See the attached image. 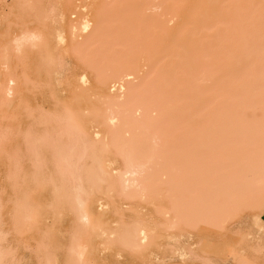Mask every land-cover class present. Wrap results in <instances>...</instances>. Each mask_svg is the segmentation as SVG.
<instances>
[{"label": "bare ground", "instance_id": "6f19581e", "mask_svg": "<svg viewBox=\"0 0 264 264\" xmlns=\"http://www.w3.org/2000/svg\"><path fill=\"white\" fill-rule=\"evenodd\" d=\"M88 1L0 0V120L7 118L5 115L8 114V109L11 121L9 118L6 120L11 125L16 120V126L18 125L21 118L17 123L18 113L13 116L12 112L20 107L27 92L33 89L29 88L35 82L29 78L30 71H34L33 68L40 64L41 67L45 65V68H37V76L43 75V71L49 77L48 72L45 73L47 68L50 72L49 79L55 81L53 84L51 80L52 84L48 83V87H53L56 83L57 88L61 83L64 82L65 85L68 82L66 85L72 88V95L77 94L76 101L83 95L85 98L87 95L88 101L96 97V102L87 104L84 109L67 100L65 104L61 101L63 105L60 108L54 103L59 108L58 112L54 113L55 108L52 109V114L49 113L52 117L58 114L56 120L61 127H56L54 123L57 122H52L51 119L56 127V131L50 128L51 133L38 134L37 130L35 133L31 131V126L28 127L31 132L12 126L6 128L10 126V122L6 124L8 121H5L6 125L1 123L0 168L4 167L5 170L2 169L5 173L0 177L3 182L0 183V264H24L20 252L24 250L22 254L26 255L31 249L28 243L27 246L23 245V240L26 235L35 231L39 239L36 243L33 236L36 248L31 246L34 249L31 253L35 255L37 264H60L62 261L58 262V252L61 248L65 252L61 264H109L113 260L116 263L119 260L116 256L120 257L121 252L149 259L148 264H216V256L221 257L225 264H264V65L261 64L264 62V37L253 42L254 34L251 33L257 25L264 22V13L242 12L250 8L255 0H230L229 5L235 8V17L228 16V19L227 16H216L209 19L205 29L209 34L205 37L204 48L198 59L205 62V65L216 64L211 68L207 64L209 67L206 68L211 70L203 67L205 71H210L209 75L206 72V77H215L213 82L216 88L212 86L215 88L213 92L226 90L230 92V97L225 98V101L222 98L221 107L218 106L217 109L220 97L216 98L215 95V101L218 102L215 105L213 101L216 108L214 111L212 106L211 111H203L204 108L199 112L191 110L187 125L194 120V126L191 124L190 128L188 125L186 130L182 128L185 131H178L180 136L174 137L166 132V128L163 129L162 123L169 117H166L167 112L182 100L176 95L177 92L175 94L174 88L179 85L186 88V91L189 87L196 91V85H188L199 80V76L206 75L202 72L203 68L201 70L197 67H202L201 62L197 66V62L187 63L182 54H186L189 48H183L173 54L175 56L170 61H166L169 64L180 61L176 64V69L169 77L167 74V78L165 76L159 79L166 66L162 60L158 61V57L169 48H162L161 45L171 36V31L162 25L161 20L164 21L163 24L167 20L169 23L176 20L184 22L182 13L174 12L176 4L165 6L166 0H146L147 4L155 2L148 7L150 11H161L158 15L160 20L157 18L158 21L152 24L150 21V25L146 22V27L145 22L142 23V31L137 28L138 34L144 33L142 38L138 35L140 42L139 39L137 42L143 43L144 40L143 44L147 46L145 49L139 46L142 50H136V53H142L136 68V58L133 61L131 55L137 31L131 27L133 24L125 22L127 20L121 22L120 10L114 6L117 1L94 0L98 4L93 7ZM187 1L198 4L203 0H184L182 4ZM140 24L139 22L138 25ZM14 26L19 28V32L12 35L16 31L11 33ZM116 27L120 28V35H117L122 36L120 40H128L127 46H124L125 54L117 52L115 49L118 46H114V49L112 41L108 39L115 36ZM212 32L219 39L220 53L216 57L211 56ZM179 35H186L185 28L179 31ZM188 36L192 37L194 33ZM234 37L235 42L232 43L230 38ZM217 38L215 40L218 42ZM227 44H241V52L225 53ZM109 51L113 53V57H110ZM261 57L263 61L260 60ZM32 58L37 59L40 64L37 62L32 67ZM77 59L82 62L85 71L83 74H77L81 70L78 66L81 62L78 63ZM108 67L114 71L104 72ZM87 70L94 73L93 83L87 76ZM40 78L39 82L42 80ZM55 87L53 88L56 89ZM34 88L37 90L39 87L36 85ZM41 88L44 90L45 87ZM53 88L50 93L57 98L52 94L50 97L52 96V101L54 98L56 101L63 92L58 97V90L57 95ZM192 89L188 90L190 94ZM33 92L34 95L37 94L32 91V95ZM225 95L222 94V97ZM16 105L14 109L13 106ZM57 105L60 106L59 100ZM29 107L28 110L35 109L31 105ZM26 111L27 108L25 114ZM48 111L50 109H47V113ZM22 113L24 114L23 111ZM27 113L31 119L34 118V112ZM41 113L45 115L46 111ZM41 116L40 121L44 118L45 126L39 118H35L36 121L33 119V124L38 120V127L41 126L42 129V126H47V117ZM85 116L92 122L91 127H88L90 123H87ZM13 117L17 119L14 120ZM201 117L204 119L203 122L200 120L203 126L197 122ZM27 123L32 125V122ZM7 129L13 131L11 133L14 137H10ZM53 131L55 132L52 133ZM204 145L212 146V177L206 175L209 180L212 179V188L207 185L203 199L191 196L186 198L192 182L197 184L200 180L203 163L196 150ZM46 171L52 174L50 178H47L50 173L48 175ZM23 180L28 184L26 187H33V190L36 187L47 188L50 200L45 204L46 199L43 197L41 202L42 205L44 202V206L30 202L34 200V195L28 198L29 196L25 197L27 194H22ZM204 183L197 185H203L204 188ZM7 188L13 194L9 198H13L12 200L7 199ZM40 198L42 196L39 195L38 200L36 199L38 203ZM4 199L8 200L7 206ZM9 205L11 207L6 211ZM245 211H249L253 228H249V232H236L235 228H240L243 224L232 227L230 223ZM5 212L9 214L8 230H5ZM66 216L72 217V225L69 226V231L66 230L67 234L65 229L62 230L64 234H61H66L67 239L65 243L63 239V244L61 242L57 246V235L60 232L56 235L54 223L62 222ZM47 217V222L55 220L50 224L55 228L49 229V224L45 226ZM110 219L112 225L109 224ZM8 231L15 235L11 236ZM185 233L188 235H184ZM10 236L12 242H18V249L21 246L27 247L26 250L24 247L18 250L20 259L15 245L11 243L12 247L8 244ZM184 237H187L186 241L182 240ZM198 237L201 239L198 240ZM54 242H57V254V250L53 251ZM160 250L169 253L167 259L158 257L156 251ZM63 251H60L62 255ZM111 251L117 255L112 260L108 256L111 262L107 263L105 261L108 259L104 254ZM211 254L212 262L209 259ZM24 258L27 260V257ZM28 262L31 264L30 260Z\"/></svg>", "mask_w": 264, "mask_h": 264}, {"label": "rangeland", "instance_id": "374dc122", "mask_svg": "<svg viewBox=\"0 0 264 264\" xmlns=\"http://www.w3.org/2000/svg\"><path fill=\"white\" fill-rule=\"evenodd\" d=\"M7 2H8V0H6ZM91 1V2H90ZM103 1V0H102ZM105 1V0H104ZM107 1V0H106ZM117 1V2H116ZM89 3L88 4H93V5H91L92 7L93 6H95V5H97L98 3L97 2H100V0H98L96 3L94 2V0H89L88 1ZM115 2H116V5H114V6H117L116 8H117V10H120L119 11V13H120V15L121 16H119V17H121L120 18V20H121V22L122 21H124V20H127V21H125L126 23H130L129 25H132L131 27L133 28V30H135V32L137 31V33L135 34V38L133 39V41H136V43H135V45H136V47L137 48H135V45H134V49H133V55H131L132 57V60L134 61V58H136L135 59V64L134 65H136V68L138 67V65L136 64L139 60H140V58H141V56H142V53H140V52H138V53H136L139 49H141V47H139V46H142V48L144 47V49H145V47L147 46V45H145L144 46V40H143V43H139L140 42V39H139V37L141 36V38H142V36H143V34H141V32H140V34H138V32L140 31V29H141V31L143 30V27H144V22H145V27H146V22L148 23V25H150L149 24V22L152 24V22L153 23H155L156 21H158V20H160L159 18H158V15L161 13V11L159 10H151V11H154V12H151L150 11V9H149V7H150V5L152 4V3H155V2H150V3H148L147 4V2H146V0H115ZM114 2V3H115ZM144 2H146L145 4H144ZM184 2V0H166V2H165V6L166 5H170V7L172 6V4H178V6H176L175 5V7H174V5H173V9H174V12H177V13H182V15H183V18H184V22L183 21H179V20H176V21H174L173 23H169V21L167 20L164 24H163V22L164 21H162L161 20V22H162V25H165L166 27H168V29L171 31V36H170V38L168 39V41H166L165 43H163L162 45H161V47L162 48H164V47H169V48H167V49H165L163 52H162V54L158 57V61H163V63L165 64V68H164V70H163V73H162V75L161 74H159V75H161V77L159 76V79L161 78V79H163L167 74H168V77H169V75L171 74V72H173L175 69H176V64H178L180 61H178V60H176L174 63H172V64H169V63H166V61L168 60V61H170L169 59H171V57L173 56V54H175V53H177L179 50H181V49H183V48H189V51L186 53V54H182L184 57H185V59H186V61H188L187 63H189V62H197L196 63V66L197 65H200V63L198 64V62H201V64H202V67L200 66H197L198 68H203V67H205L206 68V66H208L209 65V63H207L206 65L205 64H203V63H205V62H203L201 59H198V56L201 54V52H202V50H203V48H204V40H205V37L209 34L208 33V31L207 30H205L206 29V27L208 26V24H209V19H212L213 17H216V16H233L234 14H235V8H233L232 6H230L229 5V2H230V0H203V1H201L200 3H196L195 1H187L186 2V4H182ZM5 4H6V2H4ZM103 3V2H102ZM113 3V4H114ZM95 4V5H94ZM149 6V7H148ZM170 7H168L169 9H170ZM115 8V7H114ZM119 8V9H118ZM112 9V8H111ZM172 8H171V10H173ZM1 10L2 9H0V12H1ZM113 10V9H112ZM156 11V12H155ZM157 12H158V14H157ZM242 12L243 13H246V14H252V13H261V12H263L264 13V0H255L254 1V4L252 5V6H250V8H247V9H244V11L242 10ZM149 16L151 17V18H149ZM144 17V18H143ZM224 17V19H227V18H225ZM229 17H228V19H229ZM233 17H235V16H233ZM232 17V18H233ZM139 18H140V20H139ZM158 18V20H156ZM146 19V20H145ZM147 19H149V21L147 20ZM170 19V18H169ZM137 20H139V21H137ZM139 22L143 25L142 26V28H140V26H141V24L140 25H138L139 24ZM161 22L159 21V23H160V26H161ZM185 22H188V24H191L190 26L189 25H187ZM136 23H137V25H136ZM186 24V25H185ZM14 28H15V26H14ZM17 28V27H16ZM11 29V33H12V31L13 30H16L15 31V33L13 32L12 33V35H15L16 33H18L19 32V28L18 29ZM119 28V27H118ZM118 28L116 27V32L114 33L115 34V36L113 35L111 38H108V39H110L111 41H112V46L114 47V46H118V47H122V49H121V47L119 48V50H118V47H116V49H115V47H114V49L118 52V51H120L121 53H123V54H125L126 52V50L124 49L125 47L124 46H127V41L128 40H120V39H122V36H117V35H120V31L118 30ZM137 28L139 29V31L137 30ZM183 28H185V30H186V35L185 36H181V35H179V31L181 30V29H183ZM120 29V28H119ZM145 29V28H144ZM2 32V28L0 29V33ZM144 32V31H143ZM118 33V34H117ZM190 33H194V36H192V37H190V36H188V34H190ZM252 34H254V37H253V42H256V41H258L259 39H261L262 37H264V22H262L261 24H259V25H257L253 30H252V32H251ZM138 35H140V36H138ZM211 35H212V52H211V56L212 57H216V56H218L219 55V53H220V50H219V48H218V43H219V39L216 37V35H215V33L214 32H212L211 33ZM138 36V37H137ZM229 36V35H228ZM114 37L116 38V39H114ZM137 37V38H136ZM232 37V36H231ZM117 38H119V39H117ZM215 38H217L218 39V42L215 40ZM139 39V42H137V40ZM234 39H235V37L232 39V38H230V40L232 41V43H234L235 41H234ZM110 40H108V41H110ZM107 41V42H108ZM116 41V42H115ZM118 41H120L119 43H118ZM124 42V43H123ZM126 42V43H125ZM160 42V41H159ZM108 43H110V42H108ZM231 43V42H230ZM69 44H70V41H69ZM118 44V45H117ZM124 44V45H123ZM140 44V45H139ZM160 44V43H159ZM240 45L241 44H227V48L225 47V53H229V52H231L232 54H238V53H240L241 52V48H240ZM149 46V45H148ZM150 47H152L151 45H150ZM124 49V50H123ZM150 49V48H149ZM148 48H147V50H149ZM137 50V51H136ZM142 50V49H141ZM122 51H124V52H122ZM131 51L129 52V53H131ZM109 54H110V57H113V56H111V55H113V53L112 52H110L109 51ZM136 54H138V56L136 57ZM139 54H140V57H139ZM135 56V57H134ZM175 56V55H174ZM173 56V57H174ZM38 57V56H37ZM36 57V58H37ZM39 57H40V59H41V55H39ZM39 57H38V59H39ZM123 57V56H122ZM121 57V58H122ZM124 57H125V55H124ZM139 57V58H138ZM74 58V57H73ZM33 60L31 61L32 62V65L33 64H35V63H37V62H39L37 59L35 60L34 58H32ZM138 59V60H137ZM175 59V58H174ZM217 59V58H216ZM260 59V58H259ZM263 59H264V57H263ZM78 60V59H77ZM77 60H75V61H77ZM261 61H263L262 60V57H261V59H260ZM41 62H42V60H40ZM75 61H74V63H75ZM79 61L80 60H78V63H79ZM212 61H214V60H212ZM257 61V60H256ZM81 62V61H80ZM142 62H143V60H142ZM215 63H217V62H215ZM256 63H258V61L256 62ZM256 63H255V65H256ZM39 64H40V62H39ZM82 64V62L81 63H79L78 64V66H79V68L81 69H79L78 68V70H80V72L79 71H77V74L78 73H84L85 71H84V69H83V66L81 65ZM213 64V63H212ZM261 64L262 65H264V62H261ZM37 65V64H36ZM142 65V64H141ZM203 65H205V66H203ZM210 65H211V63H210ZM209 65V66H210ZM254 65V66H255ZM42 65L40 64V65H38L37 66V68H39V67H41ZM208 66V67H209ZM212 66H216V64H213ZM212 66H210V68L212 67ZM32 67H34V65L32 66ZM43 67L45 68V65H43ZM43 67H41L40 69H44ZM132 67V66H131ZM156 67V66H155ZM37 68H33V70L34 71H32V69H31V71H30V79L33 81V80H35V82H36V85H38V87L39 88H37V90H35L36 88H34V87H36V85H33V84H35V82L32 84H30L29 85V88L31 87H33V89H30L28 92H29V94H28V92H27V94H26V99L28 98V100L26 101V99H24L25 101L24 102H28V104L27 105H25V103L23 102L21 105H20V107L18 108L19 110H20V112H17V111H19L16 107H17V105L16 106H13V108L15 109V112L13 111H11L12 112V114H13V116H15V113H18V114H16V115H18V116H16V117H18V119L17 118H14V120L15 119H17V123H18V121H19V119H20V121H19V123H18V127L16 126V120L15 121H13V124L11 125V118L10 117H8V114L10 113L9 111H8V109H7V112H8V114H7V112H6V114L7 115H5V116H7V118H9L10 119V121H8V120H6L5 118H4V120H0V126L2 127L3 125L1 124L2 122H3V124H5L7 121V123L6 124H8L9 122H10V126H8V127H6V128H9V127H14V128H18L19 130H21V131H23V130H25L26 132H28V130H29V128H30V126L32 127V129L33 130H31V131H33V132H35V133H37V131H38V134H39V132L42 134V133H51V131L54 129L55 131H56V127H61V126H58L59 124H58V121L56 120L57 119V116H58V114H56L55 116H54V114H53V116L54 117H52V112L51 111H53L55 108V111H54V113L61 107V105H63V104H65V103H67V101L68 102H70L71 104H73L74 106H76V107H78V108H85L86 106H87V104H93V103H95L96 102V97H95V99L93 98L92 100H87V95H86V98H85V95H83L82 96V98L80 99V97L79 96H76L78 99H80L79 101L77 100L76 101V99H75V95H77V94H73L72 95V92H70L71 90H72V88H69L70 87V85L68 86V85H66V83L68 84V82H66L65 83V85L67 86V88H65L66 86L63 84V83H61L60 85H59V87H55V85H56V83H55V85L53 86V87H55L56 89H54L53 87H52V85H50L51 87H48V83H50V81L51 80H53V79H49L50 78V72H49V70L46 68V70H45V73H47L48 72V75H49V77L47 76V74L45 75L44 74V72L42 73L41 71H39V72H41V74H43V75H39V77H41L40 78V82H39V80H38V76H37V71H36V69ZM203 68L204 70H202V72L204 71L205 72V74H206V72L207 71H205L206 69H208V70H211L210 68ZM39 69V70H40ZM108 69H110V67H108V68H106V70L104 69V72L106 71L107 73L108 72H111L112 70L110 69V71L108 70ZM132 69H134V66L132 67ZM139 69V68H138ZM253 69H256L257 70V68H253ZM48 70V71H47ZM83 70V71H82ZM90 70V69H89ZM89 70H87V76H88V78L92 81V83H93V75H94V73H92V71H89ZM89 71V72H88ZM114 71V70H113ZM200 71V70H199ZM212 71H214V69L212 68ZM32 72H35L34 74L32 73ZM38 72V73H39ZM201 72V71H200ZM201 72V73H202ZM210 71H208L207 72V74L209 73ZM91 73V74H90ZM213 73V72H212ZM93 74V75H92ZM207 74L206 75H201L202 77L204 76V78H202L201 76H199L198 78H200L199 80H197V81H194L193 83H190L188 86H195L196 85V91H193V89L191 88V87H189V89H188V87H187V89L188 90H190V89H192V92H191V94H190V91H186L185 89L186 88H184L183 86H179V85H176V87L174 88V91H175V94H176V92L178 93V94H176V95H178V97L180 98V102H179V100H178V102L180 103L179 105H177L176 107H175V105H174V108H173V110H170V112H167L168 114L166 115V117L167 116H169L168 117V119L166 118V120H167V123H166V120L164 121L165 122V125H164V122L162 121V123H163V129L164 128H166V132H169V135L171 136V134L174 136V137H179L180 136V133L178 132V131H180L181 132V130H184L185 129V127H187L188 125H189V127L191 128L192 127V125L194 126V124L195 123H193L192 124V122H194V120H192V122H190V124L188 123V125H187V122L189 121V113H190V111L191 110H195L196 112H199L200 110H202L203 108V111H207V110H209V111H211L212 110V108H211V106L212 107H214L215 108V105H216V103L218 102V100H216L215 101V99L216 98H218V96L220 97L219 98V100H220V102L216 105V107H217V109L219 108V107H221V100H223L224 99V101H225V98H229L230 97V92L229 91H226V90H224V92L222 91V92H218V93H215V92H213V90L216 88V84L214 83L215 81V77H209V78H207L208 76H207ZM210 74V73H209ZM208 74V75H209ZM79 75V74H78ZM92 75V76H91ZM33 76H35V77H33ZM46 76V77H45ZM207 76V77H206ZM244 76V75H243ZM45 77V78H44ZM51 77L53 78L54 76L53 75H51ZM155 77V76H154ZM156 77H157V75H156ZM166 78H167V76H166ZM202 78V79H201ZM214 81V82H213ZM39 82V83H38ZM44 82H45V84H44ZM52 82V81H51ZM54 80H53V84H54ZM152 82H154L155 83V81H152ZM40 83H42V84H40ZM50 84H52V83H50ZM63 84V85H62ZM31 85H33V86H31ZM39 85H41V87H45L44 88V90H42V88L39 86ZM57 85H58V83H57ZM62 85V86H61ZM61 86V87H60ZM197 86H198V88H197ZM215 86V88H213V87ZM48 87V88H47ZM41 88V89H40ZM53 88V90L56 92L57 90V92L59 93V95L57 94V92L55 93V94H57L58 95V97H60V95L62 94V96L60 97V98H58V99H56V101H57V103H56V101H55V98H57V96H55L54 94H52V92L50 93V91H51V89ZM66 89V90H65ZM199 89V90H198ZM211 89H212V92H211ZM32 91H35V94L36 95H34V92H33V95H32ZM37 91V92H36ZM40 91L42 92V93H40ZM185 91V92H184ZM61 92H63V93H61ZM153 92V91H152ZM188 92V93H187ZM228 92H229V94H228ZM50 93V94H49ZM61 93V94H60ZM65 93V94H64ZM68 93V94H67ZM174 93V92H173ZM179 93H181L180 95H179ZM192 93H193V95H195V96H193L192 95ZM227 93V95H225ZM52 94V96H55V98L53 99V101H52V96L50 97V95ZM188 94H190L189 96H188ZM222 94H224L225 96H223L222 97ZM38 95V96H37ZM42 96V98H41V96ZM215 95H216V98H215ZM229 95V96H228ZM28 96V97H27ZM73 98H72V97ZM173 96V95H172ZM208 96V97H207ZM211 96V97H210ZM35 97V98H34ZM176 98H177V96H175ZM30 98V99H29ZM33 98L35 99V100H33ZM48 98V99H47ZM62 98V99H61ZM72 98V99H71ZM161 98H163L164 99V97H162L161 96ZM185 98V99H184ZM187 98V99H186ZM223 98V99H222ZM32 99V100H31ZM75 99V100H74ZM83 99V100H82ZM158 99L159 100H161L159 97H158ZM207 99L209 100V101H207ZM211 99H212V101H211ZM31 100V101H30ZM42 100V101H41ZM58 100L60 101V106H58L57 104H58ZM67 100V101H66ZM98 100V99H97ZM35 103H34V102ZM61 101H62V103L63 104H61ZM213 101L215 102V105H214V103H213ZM226 101H227V99H226ZM44 102H46V104L44 103ZM78 102V103H77ZM80 102V103H79ZM32 103V104H31ZM34 103V104H33ZM54 103L56 104V106L57 107H59L58 109H57V107L56 106H54ZM86 103V104H85ZM209 103L211 104V105H209ZM25 106H24V105ZM38 104V105H37ZM50 104L51 105H53V106H50ZM77 104V105H76ZM175 104H176V102H175ZM223 104H224V106L226 107V105H225V103L223 102ZM226 104H227V102H226ZM228 104L230 105V103L228 102ZM22 105H23V107H22ZM29 105H31V107H34L35 109L36 108H38V109H36V111L39 113H37V112H35V109H33L32 108V111L29 109L28 110V108H30L29 107ZM33 105H35V106H33ZM41 105V106H40ZM85 105V106H84ZM19 106V105H18ZM26 106H28V107H26ZM37 106V107H36ZM40 106V107H39ZM219 106V107H218ZM22 107V108H21ZM42 107V108H41ZM50 107H52V108H50ZM208 107V108H207ZM21 108V109H20ZM27 108V111H30L31 113L32 112H34L35 114H33L34 115V118H30V116H28V114L29 113H27V111H26V114H25V109ZM40 108V109H39ZM213 108V111L214 110H216V108L214 109ZM10 110L12 109V108H9ZM43 111H42V110ZM47 109L49 110L50 109V111H48V113H47ZM53 109V110H52ZM13 110V109H12ZM39 110V111H38ZM41 110V111H40ZM44 110L46 111V113H47V115L49 114V116L47 117L46 116V113H45V115H44V113H41V112H44ZM22 111L24 112V114L22 113ZM49 112H51V114L49 113ZM58 112V111H57ZM56 112V113H57ZM170 113V114H169ZM11 114V113H10ZM9 114V115H10ZM22 114V115H21ZM41 114H43L42 116H41ZM21 115V116H20ZM11 116V115H10ZM24 116H26V117H24ZM27 116H28V118H27ZM36 116V117H35ZM39 116H41L42 118L45 116V118L47 117V120H45V124L47 125L46 127H43V126H45L44 125V118L43 119H41V121H40V117ZM32 117V116H31ZM50 117V118H49ZM83 117H84V115H83ZM26 118H27V120L30 118V120H26ZM35 118L36 119H38L39 118V121L40 122H42L41 124L43 125L42 126V129H41V126L40 127H38L39 126V124H37L38 123V120H37V123H35L34 122V124H33V119L35 120ZM187 118V119H186ZM207 118V117H206ZM205 118V119H206ZM51 119H52V122L53 121H55V122H57V123H54V125L56 126V127H54V125H53V123L51 122ZM85 119H87L86 121H87V123L89 122L90 123V125L88 124V127H91V125H92V122H90V119H88L86 116H85ZM164 119H165V116H164ZM203 119V117H201V118H199V119H197V122L200 124V125H202V122L204 121V119ZM187 120V121H186ZM202 122H201V121ZM6 121V122H5ZM36 121V120H35ZM47 121H50L51 123L49 124ZM196 121V120H195ZM5 122V123H4ZM23 122H24V124H23ZM27 122H32V125H31V123H27ZM196 122V124L198 125V123ZM15 123V124H14ZM49 124V127H48V124ZM5 124V125H6ZM20 124V125H19ZM22 124V125H21ZM170 124V125H169ZM192 124V125H191ZM5 125H4V127H5ZM25 125L27 126V127H25ZM38 127L37 129H35L36 128V126ZM51 125H52V127H54V128H52L51 127ZM191 125V126H190ZM199 125V126H200ZM24 126V127H23ZM183 126V127H182ZM198 126V127H199ZM203 126V125H202ZM20 127V128H19ZM22 127V128H21ZM29 127V128H28ZM178 129H176V128ZM197 127V126H196ZM5 128V129H6ZM25 128V129H24ZM44 128H46L47 130H44ZM52 130H51V129ZM182 128H184V129H182ZM1 129V128H0ZM4 129V130H5ZM189 129V128H188ZM3 130V129H2ZM7 130H9V129H7ZM6 130V131H7ZM29 130V131H30ZM37 130V131H36ZM51 130V131H50ZM177 130V131H176ZM186 130V129H185ZM184 130V131H185ZM10 131V132H9ZM9 131H7V132H9V134H10V137L12 136V133H13V131H11V130H9ZM24 131V132H25ZM30 131V132H31ZM47 131V132H46ZM55 131H53L52 133H54ZM164 132H165V130H163ZM171 131H173V132H171ZM12 132V133H11ZM23 132V133H24ZM165 132V133H166ZM174 132H177V133H174ZM183 132V131H182ZM15 133V132H14ZM171 133V134H170ZM174 133V134H173ZM186 133V132H185ZM188 134V133H187ZM166 135H167V133H166ZM186 135V134H185ZM12 137H14V136H12ZM20 138H22V137H20ZM197 154L198 155H200V159H201V162L203 163V165H202V170H201V175H200V180H199V182L197 183L199 186H200V184H202V183H204V185L206 184V186H204V188H203V185L201 186V187H199L197 184H196V182L194 181V182H192V184H191V190H190V192H189V194L187 193L186 194V198L187 197H193V198H199V199H203V198H205V190L207 189V185H208V188L210 187V188H212V179H210L209 180V178H211L212 176V171H210L211 170V168H212V146L211 145H204V146H202V147H200V148H198L197 150ZM1 159V158H0ZM1 162V161H0ZM3 166V165H2ZM4 169L5 170V168L4 167H1L0 169ZM2 169V171H0V177L2 176V174H4L5 172H3L4 170ZM210 171V172H209ZM2 172V173H1ZM47 172V174L49 175V173H50V171H46ZM208 172V173H207ZM207 173V174H206ZM45 175V177H47L48 175ZM51 173H50V175H49V177H47V178H50L51 177ZM206 175H208V177L209 178H207V176ZM210 175V176H209ZM204 176V177H203ZM205 178H207V180L205 179ZM205 179V180H204ZM1 181H0V183H3L2 182V179H0ZM201 180H202V182H201ZM24 181V180H23ZM207 181V182H206ZM210 182V184H208ZM200 183V184H199ZM1 185V184H0ZM22 185H23V187L25 188H23L21 191H22V194L25 196L26 194H27V196H25V197H28V198H31L30 196H32V195H34L33 197H32V199H34V200H31L30 201V199L28 200V201H30V202H37L35 205H38V206H41L42 205V202L41 201H43L44 200V198L46 199V200H44L45 201V204H46V202H48L49 200H50V197H51V195H50V193H49V190H47V188H43V187H36V188H34V190H33V187H30V188H28V187H26L28 184H26V182L24 181L23 183H22ZM43 188V189H42ZM26 189H27V191H26ZM31 189V190H30ZM44 189H46V190H44ZM9 188H7V192L6 193H8L9 192ZM25 192V193H24ZM41 192V193H40ZM46 192V193H45ZM28 193H33V194H28ZM35 193V194H34ZM36 193H37V195H36ZM42 193H44V194H42ZM9 197H7V199L8 200H12V199H9L10 198V196H12L13 194L11 193V192H9ZM39 195H40V197L42 196V198H40V200H39V203H38V197H39ZM47 195V196H46ZM48 195L50 196V197H48ZM5 196H7V194L6 195H4V197ZM35 197V198H34ZM44 197V198H43ZM37 199V200H36ZM48 199V200H47ZM8 200H6V199H4L3 201H5L4 203H5V205L7 206L8 204H7V202H8ZM41 204V205H40ZM44 204V202H43V205L42 206H44L45 205ZM11 207V205H9V207L8 208H6V211L9 209ZM7 213V214H6ZM249 215V211H245L244 213H242V215L240 216V217H238V218H236V219H234L233 221H232V223H230V226H238L239 224H243V226L242 227H240V228H235V230H236V232L237 231H239V232H241V231H244V232H246V231H248L249 232V228L252 230V228H253V226L251 225L252 223H253V221H252V219H251V217H249L248 216ZM8 216H9V214H8V212H5L4 213V219H5V222H7L6 223V225H5V230H8L9 229V227H10V224H8L9 223V218H8ZM66 217H67V219H66ZM66 217H64L63 219L65 220V223H64V220L62 221V222H60V221H58V223L56 222V223H54V225H56V228L58 229V227L57 226H59V225H61L62 226V228H61V226H59V229L58 230H56V228L54 227V225H50L51 223H53L52 221H55L53 218H51V219H53L52 221H51V223L48 221L47 222V220H48V217H47V219H45V221L46 222H44V224H45V226H47V224H49L48 225V227H51V228H49V229H53V227L55 228L54 229V232L55 231H57L56 232V235H57V233L58 232H60V234L58 233V237H57V240L59 239V241H58V243L57 242H54V245H55V248L57 247V246H60L61 245V242L63 241V239H64V243H65V239H67V233L68 232H66V230H68V229H70V225H72V217H70V216H66ZM8 218V219H7ZM50 219V218H49ZM64 224V225H63ZM110 225H112V220L110 219V223H109ZM39 226H41V225H39ZM70 226V227H69ZM232 226V227H233ZM38 228H40L41 229V227H38ZM44 228V227H43ZM60 228H61V231H59L60 230ZM63 229H65V232H66V237H65V235H63L64 234V232L62 231ZM250 230V231H251ZM69 231V230H68ZM10 231H8V233H9ZM61 232L63 233V234H61ZM11 233V236L12 235H15V233H13L12 231L10 232ZM13 233V234H12ZM39 233V232H38ZM184 235H188V233L186 234H184ZM11 236H10V239H8L9 241H10V243H8L9 245H11V243H12V245L14 246L15 245V247H16V249H17V251L21 248V247H24V249L26 250V248L27 247H25V246H21L19 249L17 248V247H19L18 245L16 246V242L17 241H15L14 240V242H12V239H11ZM35 238H34V237ZM63 236H64V238H63ZM62 237V238H61ZM195 237V236H194ZM13 238V237H12ZM25 240H27V242L25 241V240H23V245L25 244L26 245V243H28L30 246H28L32 251L36 248V244H34V242H35V239H36V243H37V240L39 239V236L37 235V232L35 231V232H33V233H31V234H29L28 236L26 235L25 236ZM34 238V242H33V239ZM196 238V237H195ZM199 239L198 240H200L201 238L200 237H198ZM61 239V240H60ZM207 239V238H206ZM56 240V241H57ZM183 241H186L187 240V237H184L183 239H182ZM211 240H212V238H211ZM18 243V242H17ZM58 245H57V244ZM8 244H6V246H8ZM60 244V245H59ZM62 244H63V242H62ZM11 245V246H12ZM57 245V246H56ZM12 246V247H13ZM27 246V245H26ZM31 246H33L34 247V249H33V247H31ZM28 248V249H29ZM53 249V251L55 250H57V248L56 249ZM27 249V250H28ZM31 250H29V252L31 253ZM22 251H24V250H22ZM22 251L20 252L21 253V255H22V258L21 259H23L24 261H26V263L23 261L22 263H24V264H30V262H28L29 260L31 261V264H37L36 263V261L34 260V254H33V252L31 253L32 254V256H33V259H32V256H31V254L29 253V254H22ZM59 250H57L56 251V254H57V252H58ZM61 252L63 251L62 250V248H61V250H60ZM58 252V256H60L59 258H58V262H63L64 261V257H65V252L63 251V255H62V253L61 252ZM188 252H191V251H189V250H187ZM26 252V251H25ZM24 252V253H25ZM26 252V253H27ZM166 254H165V253ZM18 253V255H17V257L19 256V259H20V255H19V251L17 252ZM61 254V255H60ZM156 254H158V257L159 258H161V259H164V257L167 259L168 258V255H169V253L167 252V251H156ZM203 254V253H202ZM202 254H201V256H202ZM28 255L31 257H28ZM104 255H106L107 256V259H108V256H109V259H114V256H116L117 254H116V252H113V251H111V252H108V253H105ZM130 255V256H129ZM204 255V254H203ZM24 256L25 257H27L26 259L27 260H25V258H24ZM57 256V257H58ZM116 257L120 260H118L117 261V259H116ZM115 257V259H116V263L117 264H141V263H144V264H148V261H149V259H146V258H141V257H133L131 254H129V253H127V252H121L120 253V257L122 258H124V259H120V257H118V255ZM153 258H155V257H153ZM206 258H207V256H206ZM221 257H219V256H216L215 257V260H216V264H225L224 262H223V260L222 259H220ZM29 259V260H28ZM32 259V260H31ZM36 259V258H35ZM109 259L108 260H106L105 262H111V260L109 261ZM139 259H140V261H141V263H140V261H139ZM165 259V260H166ZM209 259H211V262H212V254L211 255H209ZM220 260H222V261H220ZM114 261L115 260H113V262H111V263H109V264H116V263H114ZM202 261V259H200V262ZM61 262V263H62ZM107 262V263H108ZM60 263V264H61ZM103 264H105V263H103ZM197 264H200V263H198L197 262Z\"/></svg>", "mask_w": 264, "mask_h": 264}]
</instances>
